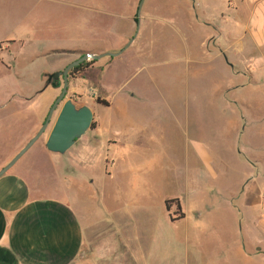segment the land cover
Masks as SVG:
<instances>
[{
	"label": "rangeland",
	"instance_id": "obj_1",
	"mask_svg": "<svg viewBox=\"0 0 264 264\" xmlns=\"http://www.w3.org/2000/svg\"><path fill=\"white\" fill-rule=\"evenodd\" d=\"M140 1L0 0V74L7 64L14 76L12 94L0 88V167L43 124L62 89L58 72L86 52H119L139 25L122 54L69 76L66 99L90 107L101 126L62 154L78 179L67 196L127 239L105 227L86 264H264V126L242 118L261 111L231 103L244 101L249 79L234 72L245 64L181 23L184 0H144L138 15ZM52 74L61 86L45 88ZM57 113L19 163L53 152ZM174 198L181 211L167 208Z\"/></svg>",
	"mask_w": 264,
	"mask_h": 264
},
{
	"label": "crops",
	"instance_id": "obj_2",
	"mask_svg": "<svg viewBox=\"0 0 264 264\" xmlns=\"http://www.w3.org/2000/svg\"><path fill=\"white\" fill-rule=\"evenodd\" d=\"M181 15L183 25L197 26L205 33V41L213 40L218 56L230 55L228 62L233 66L245 64L242 71L234 72L236 76L242 72L249 79L240 93L244 101L234 99L231 103L241 102L261 111L242 118L264 126V98L260 95H264V0H184ZM208 30L216 34L211 36ZM9 66L4 64L5 74H0V88L7 89L6 95L13 93L8 92L14 77ZM217 92L220 94V90ZM16 93H20L19 89ZM7 108L8 105L1 106L0 112ZM100 126L99 123L92 131ZM62 154L40 151L38 163L18 161L0 177V264H86L93 256L94 236L105 227L125 238L119 225L103 219L94 222L87 209L83 214L67 196L78 179L65 172ZM87 155L90 156L86 153V158ZM131 215L133 220L135 212ZM168 220L174 221L172 217ZM260 227L264 232L263 223ZM243 255L245 259L252 258L246 250Z\"/></svg>",
	"mask_w": 264,
	"mask_h": 264
},
{
	"label": "water",
	"instance_id": "obj_3",
	"mask_svg": "<svg viewBox=\"0 0 264 264\" xmlns=\"http://www.w3.org/2000/svg\"><path fill=\"white\" fill-rule=\"evenodd\" d=\"M143 2L144 0H141L139 3L138 15H140V9L142 8ZM138 31L139 25L134 37H132L131 41L119 52L103 54L86 52L79 58L70 62L63 71L58 72V75L63 76V84L60 94L56 97L49 108L48 114L38 131L28 140V142L21 148V150H19L18 153L0 169V177L10 170L43 136L50 126L56 111H58V113L46 141V147L53 152H66L73 145H75L77 138H80L90 128H92V123L94 120V113L92 109L88 106L76 108L75 104L70 98L66 99L69 91V73L72 69L81 65L87 60H99L105 56L116 57L122 54L131 45L135 39V36H137ZM53 75L55 74L50 75V77ZM52 85L53 87H60L61 83ZM46 87H48V85H46L45 88Z\"/></svg>",
	"mask_w": 264,
	"mask_h": 264
},
{
	"label": "trees",
	"instance_id": "obj_4",
	"mask_svg": "<svg viewBox=\"0 0 264 264\" xmlns=\"http://www.w3.org/2000/svg\"><path fill=\"white\" fill-rule=\"evenodd\" d=\"M83 64V63H82ZM82 64L81 65H79V66H77V67H75L74 69H72L71 71H70V73H69V76L71 75V74H73V73H75L76 71H78V70H80L82 67ZM104 103L105 104H107L106 103V101H104ZM92 128H95V123L93 122L92 123ZM175 202H178V208H179V210L181 211V207L179 206V200L177 199V198H174V199H170V200H166V206H167V208L169 209L170 208V206H171V204H173V203H175ZM183 216V215H182Z\"/></svg>",
	"mask_w": 264,
	"mask_h": 264
},
{
	"label": "flooded vegetation",
	"instance_id": "obj_5",
	"mask_svg": "<svg viewBox=\"0 0 264 264\" xmlns=\"http://www.w3.org/2000/svg\"><path fill=\"white\" fill-rule=\"evenodd\" d=\"M58 83H60L59 78H56L55 75H53V76H51V77L49 76L48 83H47L48 86H49L50 84H51V85H52V84L57 85Z\"/></svg>",
	"mask_w": 264,
	"mask_h": 264
}]
</instances>
